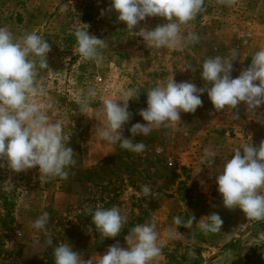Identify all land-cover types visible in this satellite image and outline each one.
<instances>
[{
	"label": "rangeland",
	"instance_id": "rangeland-1",
	"mask_svg": "<svg viewBox=\"0 0 264 264\" xmlns=\"http://www.w3.org/2000/svg\"><path fill=\"white\" fill-rule=\"evenodd\" d=\"M107 4L0 0V27L17 38L36 32L50 45L48 68L39 67V57L30 58L48 91L43 102L53 105V118L70 137L75 160L68 178L61 179L40 176L38 167L15 172L0 157V264H55L54 248L60 243L69 244L83 261H95L113 244L127 247L131 229L153 220L161 254L150 264H214L224 252L246 246L251 258L248 262L245 256L242 264H264L258 258L264 256V221L247 219L239 208H225L215 180L234 150L259 147L264 141V104L249 111L241 102L217 111L205 91L195 112H181L180 121L134 137L146 146L141 153L101 143L94 135L103 122L104 98L122 99L124 91L136 90L129 101L130 120L123 127L124 136L130 137L133 124L145 123L139 112L147 107V92L157 85L173 77L206 89L200 76L203 61L231 59L232 50L236 56L231 75L237 77L264 48V0H204V11L181 25L182 34L194 32L198 42L160 50L147 46L137 33L166 20L146 18L131 32ZM87 25L90 34L108 44L95 61L82 59L76 51L75 30ZM90 87L97 94L84 113L79 101ZM205 149L216 153L214 160L208 156L202 161ZM145 185L151 189L147 196ZM98 206L120 207L127 217L117 237L104 238L96 231L90 216ZM43 212L49 222L45 230H36L34 222ZM212 213H218L223 224L220 232L205 234L198 225ZM176 216L185 223L195 219L191 227L177 229ZM176 230L183 236L170 240L169 232Z\"/></svg>",
	"mask_w": 264,
	"mask_h": 264
},
{
	"label": "clouds",
	"instance_id": "clouds-1",
	"mask_svg": "<svg viewBox=\"0 0 264 264\" xmlns=\"http://www.w3.org/2000/svg\"><path fill=\"white\" fill-rule=\"evenodd\" d=\"M110 2V10L118 13V21L125 23L131 32L146 18L161 17L167 21L153 29H140L137 34L147 46L158 50L182 48L199 40L194 32L183 35L181 25L204 11V0ZM75 37L76 51L84 60L100 59L101 50L108 47L105 40L89 33L88 25L77 28ZM49 52L48 41L36 32L17 38L6 27H0V157L5 158L15 172L38 167L40 176L67 179L68 169L75 164L74 151L69 146L70 137L64 133L63 124L53 118V105L43 102L48 91L43 81L37 79L36 61L30 58L39 57V67L48 68ZM235 56L236 51L232 50L231 59L216 56L203 61L200 76L207 82L206 89L187 81L176 82L173 77L150 89L146 94L147 107L139 112L145 123L133 124L129 129L130 137L124 136L123 127L130 120L129 101L133 100L136 90L124 91L122 99L104 98L103 122L95 129L94 135L101 143L141 153L146 146L135 141L134 137L147 136L153 128L180 121L181 112H195L202 105L200 96L205 91L217 111L233 109L241 102L249 111L261 106L264 104V48L256 51L250 65L233 78ZM96 94L93 87L87 90L79 101L81 112L89 111V101ZM233 153L231 159L224 160L223 169L215 178L223 206L239 208L247 219L264 221V141L259 147L245 145ZM208 156L214 160L216 153L205 149L204 163ZM142 191L147 196L151 189L145 185ZM90 217L96 231L104 238L117 237L127 221L117 206L107 209L98 206ZM205 217L207 219L198 225L200 230L205 234L220 232L223 224L220 215L212 213ZM194 219L192 217L185 223L176 216L173 223L177 229L180 226L189 228ZM48 222L49 214L43 212L33 227L45 230ZM182 236L178 230L168 234L170 240ZM125 241L127 247L113 244L95 261L92 258L83 261L69 244L60 243L54 248V261L55 264H150L161 254L160 234L154 220L136 225ZM48 243H52L51 239Z\"/></svg>",
	"mask_w": 264,
	"mask_h": 264
},
{
	"label": "crops",
	"instance_id": "crops-1",
	"mask_svg": "<svg viewBox=\"0 0 264 264\" xmlns=\"http://www.w3.org/2000/svg\"><path fill=\"white\" fill-rule=\"evenodd\" d=\"M247 249H248L247 246L246 249L245 248L242 249L241 247H238L229 252H224L222 255L215 258L216 261H214V264H242L245 259Z\"/></svg>",
	"mask_w": 264,
	"mask_h": 264
},
{
	"label": "trees",
	"instance_id": "trees-1",
	"mask_svg": "<svg viewBox=\"0 0 264 264\" xmlns=\"http://www.w3.org/2000/svg\"><path fill=\"white\" fill-rule=\"evenodd\" d=\"M107 8H108V11H113V10H110L111 9V2H110V0H108V4H107ZM180 190H182V188L180 189ZM255 254V253H254ZM246 260L249 262V259L251 258V256H250V253L248 254V253H246ZM258 258H262V259H264V256L263 255H259V257Z\"/></svg>",
	"mask_w": 264,
	"mask_h": 264
}]
</instances>
